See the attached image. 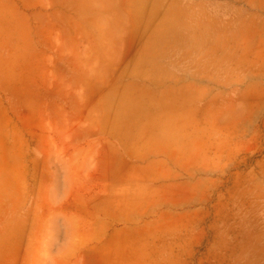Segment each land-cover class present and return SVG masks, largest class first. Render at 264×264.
<instances>
[{"label":"rangeland","instance_id":"obj_1","mask_svg":"<svg viewBox=\"0 0 264 264\" xmlns=\"http://www.w3.org/2000/svg\"><path fill=\"white\" fill-rule=\"evenodd\" d=\"M7 1L0 264H264V0Z\"/></svg>","mask_w":264,"mask_h":264},{"label":"crops","instance_id":"obj_2","mask_svg":"<svg viewBox=\"0 0 264 264\" xmlns=\"http://www.w3.org/2000/svg\"><path fill=\"white\" fill-rule=\"evenodd\" d=\"M82 1L83 0H70L69 2H82ZM120 2H179V0H121ZM4 3L7 4V6H9L10 8L13 7L12 3L7 1V0H4ZM21 26H22V24H21ZM22 28H23V26H22ZM18 32H20V33L23 32L24 34H26V30H24V29L22 30L21 28H19ZM158 52H159L158 50H155L153 53L155 54V53H158ZM172 72H173L172 70L169 71L170 75H171ZM158 77H159V75H157L156 78H158Z\"/></svg>","mask_w":264,"mask_h":264},{"label":"bare ground","instance_id":"obj_3","mask_svg":"<svg viewBox=\"0 0 264 264\" xmlns=\"http://www.w3.org/2000/svg\"><path fill=\"white\" fill-rule=\"evenodd\" d=\"M116 2V1H115ZM94 108V107H93ZM116 135V134H115ZM122 143V142H121ZM172 161V160H171ZM96 227V226H95ZM96 237V236H95ZM94 238V237H93ZM95 255V254H94ZM88 256H89V254H88Z\"/></svg>","mask_w":264,"mask_h":264}]
</instances>
